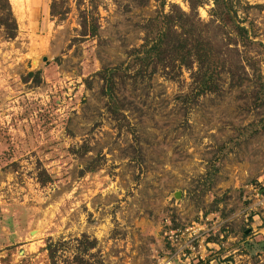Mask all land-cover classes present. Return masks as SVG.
<instances>
[{
    "label": "rangeland",
    "instance_id": "374dc122",
    "mask_svg": "<svg viewBox=\"0 0 264 264\" xmlns=\"http://www.w3.org/2000/svg\"><path fill=\"white\" fill-rule=\"evenodd\" d=\"M51 1L10 0L16 35L0 26V264H50L48 238L65 245L58 264H84L69 247L81 232L96 236L100 264H161L163 228L201 219L213 225L207 256L173 264H264V0L235 1L255 40L240 45V82L223 70L190 100L186 69L116 73L118 119L100 71L141 41L146 17L187 1L55 0L61 16Z\"/></svg>",
    "mask_w": 264,
    "mask_h": 264
},
{
    "label": "trees",
    "instance_id": "16d2710c",
    "mask_svg": "<svg viewBox=\"0 0 264 264\" xmlns=\"http://www.w3.org/2000/svg\"><path fill=\"white\" fill-rule=\"evenodd\" d=\"M189 11L175 2L169 9H158L146 17L140 27L143 31L141 41L125 50V58L117 65L103 68L100 73L105 82V93L108 96V109L118 119L124 114L117 106L112 94V76L121 74L132 79H149L153 73L178 79L183 70L189 73V91L185 98L195 99L207 91L219 87L221 71L229 74L230 83H238L246 75L244 61L248 57L240 48L255 41L251 38L252 27L242 24L237 18L236 0H211L208 8L209 17L203 19L198 15L197 6L204 0H186ZM55 0L50 3L51 13L60 16L64 11H56ZM246 18H244L245 20ZM0 26L10 38L17 32V20L10 0H0ZM97 23L91 22L90 31L97 34ZM257 92L262 93L264 103V77L259 71L256 74ZM220 148L225 147L221 144ZM264 189V186H263ZM73 241V242H72ZM76 261L84 264H100L98 240L87 232H81L70 240ZM65 245L61 239L46 240L45 248L50 264H58V251Z\"/></svg>",
    "mask_w": 264,
    "mask_h": 264
},
{
    "label": "built area",
    "instance_id": "2783aa9c",
    "mask_svg": "<svg viewBox=\"0 0 264 264\" xmlns=\"http://www.w3.org/2000/svg\"><path fill=\"white\" fill-rule=\"evenodd\" d=\"M204 221H191V224L170 225L163 228V236L169 244V254L161 264H173L175 259L183 260L189 257L204 259L207 256V245L214 241H205L213 225Z\"/></svg>",
    "mask_w": 264,
    "mask_h": 264
},
{
    "label": "bare ground",
    "instance_id": "6f19581e",
    "mask_svg": "<svg viewBox=\"0 0 264 264\" xmlns=\"http://www.w3.org/2000/svg\"><path fill=\"white\" fill-rule=\"evenodd\" d=\"M35 231V230H34Z\"/></svg>",
    "mask_w": 264,
    "mask_h": 264
}]
</instances>
